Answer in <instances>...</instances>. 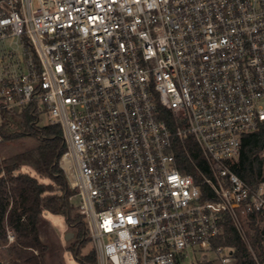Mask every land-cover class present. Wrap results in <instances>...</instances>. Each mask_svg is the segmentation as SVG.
I'll use <instances>...</instances> for the list:
<instances>
[{"label": "built area", "instance_id": "1", "mask_svg": "<svg viewBox=\"0 0 264 264\" xmlns=\"http://www.w3.org/2000/svg\"><path fill=\"white\" fill-rule=\"evenodd\" d=\"M0 53V124L31 105L61 126L97 264L235 260L226 216L244 240L264 220V179L232 168L264 123V0H0Z\"/></svg>", "mask_w": 264, "mask_h": 264}, {"label": "trees", "instance_id": "2", "mask_svg": "<svg viewBox=\"0 0 264 264\" xmlns=\"http://www.w3.org/2000/svg\"><path fill=\"white\" fill-rule=\"evenodd\" d=\"M32 110L29 105L21 111L3 110L1 114L2 140L33 135L41 143L35 151L19 153L9 162L0 157V242L7 243L11 231L15 235L11 251L23 260L16 264H45L46 245L40 238V225L45 221L44 211H49L62 214L66 223L76 228V241L70 247L72 253L85 264H97L94 255H80L88 229L83 215L79 211L73 213L77 205L71 198L76 191L59 165V158L67 149L62 128L58 124L40 123L38 113ZM176 152L184 172L197 176V167L208 170L200 148L192 139L178 144ZM24 165H30L51 182L40 181L36 175L22 171ZM232 168L250 184L264 179V123L258 130L244 135L239 159ZM262 219L249 215L247 235L255 258L232 218L226 216L224 233L217 244L235 248L236 264H264V228L259 225Z\"/></svg>", "mask_w": 264, "mask_h": 264}, {"label": "rangeland", "instance_id": "3", "mask_svg": "<svg viewBox=\"0 0 264 264\" xmlns=\"http://www.w3.org/2000/svg\"><path fill=\"white\" fill-rule=\"evenodd\" d=\"M16 38H8L5 41L6 47H13L20 52L21 47L16 44ZM1 54V53H0ZM2 61L0 60V70ZM40 123H47L46 117L39 115ZM41 140L33 135H24L13 139H6L0 142V157L4 161H11L17 154L26 151H35ZM60 165V163H59ZM61 166V165H60ZM62 168V166H61ZM63 169V168H62ZM22 171L30 172L36 175L40 181L51 182L47 177H43L38 174L33 167L30 165H24L21 167ZM65 172V170L63 169ZM66 175V172H65ZM67 178V175H66ZM68 180V178H67ZM75 203L77 202V197L74 195L71 198ZM73 213H78V209L75 208ZM45 221L40 225V238L46 245L45 264H85L77 258L74 253H72L70 247L76 241V228L66 223L65 217L62 214H54L49 211H44L43 213ZM260 227L264 228V220L259 221ZM248 229V222H247ZM68 235V237H67ZM248 236V235H247ZM250 249L252 250L249 239L245 240ZM15 242V235L13 232H9V237L7 243L0 242V264H16L23 263V260L17 258L15 253L11 251V245ZM89 238L87 236L81 247V254H92L89 252L90 246L88 245ZM264 245V241H263ZM253 255L255 252L252 250ZM216 264H221L217 262ZM231 264H236L235 260Z\"/></svg>", "mask_w": 264, "mask_h": 264}, {"label": "water", "instance_id": "4", "mask_svg": "<svg viewBox=\"0 0 264 264\" xmlns=\"http://www.w3.org/2000/svg\"><path fill=\"white\" fill-rule=\"evenodd\" d=\"M67 237H68V235H67Z\"/></svg>", "mask_w": 264, "mask_h": 264}]
</instances>
